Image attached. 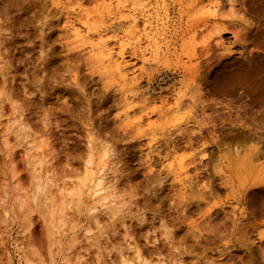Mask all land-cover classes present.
I'll list each match as a JSON object with an SVG mask.
<instances>
[{
  "label": "rangeland",
  "instance_id": "obj_1",
  "mask_svg": "<svg viewBox=\"0 0 264 264\" xmlns=\"http://www.w3.org/2000/svg\"><path fill=\"white\" fill-rule=\"evenodd\" d=\"M262 190L264 0H0V264H264Z\"/></svg>",
  "mask_w": 264,
  "mask_h": 264
},
{
  "label": "bare ground",
  "instance_id": "obj_2",
  "mask_svg": "<svg viewBox=\"0 0 264 264\" xmlns=\"http://www.w3.org/2000/svg\"><path fill=\"white\" fill-rule=\"evenodd\" d=\"M4 1H5V0H4ZM4 4H6V3H4ZM4 4H3V5H4ZM11 5H12V4H11ZM13 6H15V5H13ZM1 7H4V6L1 5ZM4 8H5V7H4ZM5 9H6V8H5ZM16 9H17V8H16ZM1 10H2V9H1ZM6 11H7V10H6ZM17 11H18V10H17ZM1 12H2V11H1ZM1 14H2V13H1ZM12 14H13V13H12ZM203 22H204V21H203ZM75 32H76L77 35L80 34V31H78V29H77ZM99 40H100V39H99ZM91 50H92V49H91ZM4 123H5V122H4ZM4 123H2V124H4ZM2 124H1V125H2ZM6 124H7V123H6ZM2 127H4V126L2 125ZM253 149H254V148H253ZM247 154H248V153H247ZM247 156H249V154H248ZM260 156H261V155H260ZM249 157H250V156H249ZM249 157H248V158H249ZM249 160H250V159H249ZM53 191H54V190H53ZM262 191H263V190H262ZM252 192H253V191H252ZM254 192H255V191H254ZM51 193H52V192H51ZM255 193H256V192H255ZM52 194H53V193H52ZM248 197H249V196H248ZM106 198H108V197H106ZM189 201H190V200H189ZM137 255H138V252H137ZM137 257H138V256H137ZM139 258H140V257H139ZM125 259H126V258H125ZM130 259H131V258H130ZM133 259H134V258H133ZM125 263H126V262H125ZM125 263H124V264H125Z\"/></svg>",
  "mask_w": 264,
  "mask_h": 264
},
{
  "label": "snow or ice",
  "instance_id": "obj_3",
  "mask_svg": "<svg viewBox=\"0 0 264 264\" xmlns=\"http://www.w3.org/2000/svg\"><path fill=\"white\" fill-rule=\"evenodd\" d=\"M256 194H257V193L249 192L247 195H248L249 197H252V196H254V195H256ZM260 194H261V195H264V191H262Z\"/></svg>",
  "mask_w": 264,
  "mask_h": 264
}]
</instances>
